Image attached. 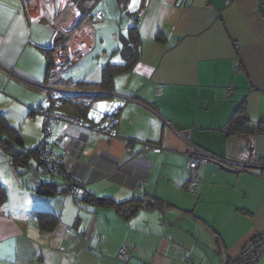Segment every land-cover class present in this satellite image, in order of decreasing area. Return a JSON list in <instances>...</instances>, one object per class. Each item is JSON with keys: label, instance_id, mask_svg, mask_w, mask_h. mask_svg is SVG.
<instances>
[{"label": "crops", "instance_id": "obj_1", "mask_svg": "<svg viewBox=\"0 0 264 264\" xmlns=\"http://www.w3.org/2000/svg\"><path fill=\"white\" fill-rule=\"evenodd\" d=\"M136 22L138 59L113 75V91L77 88V81H99L108 62H124L123 41ZM69 38L72 51L92 48L53 73V49ZM48 90L105 96L88 122L70 127L62 154L86 194L161 204L125 219L67 192L41 194V182L65 189L70 177L15 167L0 146L8 196L0 207V264H231L264 230V0H130L125 10L117 0H0V112L26 147L41 143L38 109L49 106ZM243 102L250 129L228 134ZM112 112L118 118L110 136L95 127L108 126ZM61 128L53 124V135ZM198 149L243 162L254 149L263 166L192 170ZM39 210L60 217L54 231L40 228ZM121 246L131 254L125 261Z\"/></svg>", "mask_w": 264, "mask_h": 264}, {"label": "trees", "instance_id": "obj_2", "mask_svg": "<svg viewBox=\"0 0 264 264\" xmlns=\"http://www.w3.org/2000/svg\"><path fill=\"white\" fill-rule=\"evenodd\" d=\"M117 1L120 7L125 10L127 9L130 0ZM137 23L138 22L130 26L128 34L126 35V39H124L123 41V52L125 55L124 62H108L102 68V74L99 81H77L75 82V86L77 88H80L82 90L100 89L102 91H113V75L118 72L131 70L134 63L138 59L140 53L141 39ZM63 85L67 86L70 84ZM104 97L105 96L103 94L94 92L62 94L61 96H56L54 91L48 90V101L50 104L47 108H39L38 110L43 112L46 109L52 108L68 115H71L75 118H78L83 122H88V120L90 119L89 113L91 106L96 101L104 99ZM106 118L111 119V130H113V128H116L118 113L112 112L106 114ZM249 129L250 119L248 117L247 106L243 102L231 117L227 133L238 134L241 132L248 131ZM0 133L3 137L0 146L2 147L3 151L10 157L13 166L20 167L26 171H29L30 168H32V165H34V167L36 168L35 172H39L40 174H42L41 166L43 164V155L40 152V143L39 145L32 148L26 147L24 139L21 136L20 132L6 121L5 117L2 115L1 112ZM57 151L60 152L62 158V154L64 152L58 149ZM61 160V163H63V159ZM69 177L74 179L77 183V180L75 179L76 177ZM69 187L70 185L68 184L65 189H61L55 181H48L41 182L40 184H38L37 191L47 196H55L62 192L69 193ZM76 199H80L85 203H90L97 206L112 207L120 216L125 219H129L141 208L152 207L154 205L161 204V201L154 198L145 199L135 196L125 201H116L115 199L109 197H92L87 195L86 192ZM7 200V193L3 189L0 181V207L5 204ZM36 215L38 224L42 230L48 232L54 231L60 223V217L51 211L39 210L37 211Z\"/></svg>", "mask_w": 264, "mask_h": 264}, {"label": "built area", "instance_id": "obj_3", "mask_svg": "<svg viewBox=\"0 0 264 264\" xmlns=\"http://www.w3.org/2000/svg\"><path fill=\"white\" fill-rule=\"evenodd\" d=\"M234 0H226L229 4ZM70 36V35H67ZM72 39L65 40L64 43L55 47L53 49L52 59H53V73L61 74L67 71L72 65V58L77 52H82L86 48L88 51L92 48V45L89 43L87 47H84L82 44H78L77 47H74V50H71ZM231 92V91H230ZM45 117V124L43 127V139L40 143V152L43 155V164L41 166V172L44 175L48 176H69L70 172L64 167L61 159L60 152H65L70 143L69 130L72 125L78 124L83 125V121L75 118L66 113L60 112L55 109H46L43 111ZM55 123L61 124V131L55 136L52 133V126ZM97 130L107 132L110 136L115 134L114 130H111V123L106 127H95ZM158 150V148H155ZM198 153L194 154L190 158L189 167L190 169H197L204 163H217L225 168H230L236 172L245 171L250 166L253 165H262V162L259 160L258 156L254 149L250 151L248 161H237L228 158H220L212 153L198 149ZM77 180V183L74 179L70 178V187L69 194L74 198H78L85 193L83 187V182ZM80 239V237H77ZM130 251L127 246H121L118 250V258L120 260H127L130 256ZM264 255V230L259 232L254 237L248 239L239 251L230 259L231 264H257L259 260Z\"/></svg>", "mask_w": 264, "mask_h": 264}, {"label": "water", "instance_id": "obj_4", "mask_svg": "<svg viewBox=\"0 0 264 264\" xmlns=\"http://www.w3.org/2000/svg\"><path fill=\"white\" fill-rule=\"evenodd\" d=\"M28 10L31 16L35 17L37 15L36 6L34 4H30Z\"/></svg>", "mask_w": 264, "mask_h": 264}, {"label": "rangeland", "instance_id": "obj_5", "mask_svg": "<svg viewBox=\"0 0 264 264\" xmlns=\"http://www.w3.org/2000/svg\"><path fill=\"white\" fill-rule=\"evenodd\" d=\"M58 76H59V75H57L56 77H58ZM98 105H99V104H97V106L95 105V106L93 107V109H92V113H93V112H97L96 109L98 108ZM29 137H30V136H28L27 139H29ZM43 137H44V136H43V130H42V138H41V140L43 139ZM41 140H40V141H41ZM29 141L32 142L31 139H29ZM43 177H45V178H49L50 176H48V175H44ZM51 177H52V176H51ZM51 177H50V178H51Z\"/></svg>", "mask_w": 264, "mask_h": 264}, {"label": "snow or ice", "instance_id": "obj_6", "mask_svg": "<svg viewBox=\"0 0 264 264\" xmlns=\"http://www.w3.org/2000/svg\"><path fill=\"white\" fill-rule=\"evenodd\" d=\"M136 4V0H133V5H135ZM132 6H130V8H131ZM134 10V9H133Z\"/></svg>", "mask_w": 264, "mask_h": 264}]
</instances>
